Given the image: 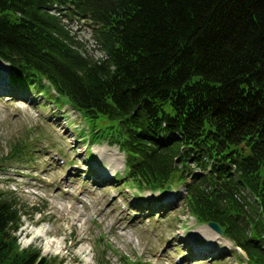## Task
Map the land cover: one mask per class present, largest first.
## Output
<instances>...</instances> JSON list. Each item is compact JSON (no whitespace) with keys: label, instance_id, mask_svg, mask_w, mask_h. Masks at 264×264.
I'll return each instance as SVG.
<instances>
[{"label":"trees","instance_id":"obj_1","mask_svg":"<svg viewBox=\"0 0 264 264\" xmlns=\"http://www.w3.org/2000/svg\"><path fill=\"white\" fill-rule=\"evenodd\" d=\"M66 17L92 24L100 57ZM0 59L116 145L138 192L183 186L194 219L264 264V0H0ZM21 226L0 191V264H62L20 247Z\"/></svg>","mask_w":264,"mask_h":264},{"label":"rangeland","instance_id":"obj_2","mask_svg":"<svg viewBox=\"0 0 264 264\" xmlns=\"http://www.w3.org/2000/svg\"><path fill=\"white\" fill-rule=\"evenodd\" d=\"M64 21L84 54L102 55L91 23ZM4 63L0 191L15 197L22 214L20 247L62 264H249L243 249L187 212L183 186L138 192L116 145L92 142L87 122L69 104L59 107L33 88L11 83ZM19 146L26 149L17 155ZM111 157L117 162L113 174ZM211 233L221 243L210 240Z\"/></svg>","mask_w":264,"mask_h":264},{"label":"bare ground","instance_id":"obj_3","mask_svg":"<svg viewBox=\"0 0 264 264\" xmlns=\"http://www.w3.org/2000/svg\"><path fill=\"white\" fill-rule=\"evenodd\" d=\"M4 66H7V65L0 59V67L3 68ZM114 153H116V152H114ZM114 160H115V157H113V158L111 157L110 160H109L110 161V164H109V167H108L109 174H113L115 169H116L115 167L117 166V164H116L117 162L114 161ZM104 172H107V170L104 171ZM109 174L107 173V175H109ZM208 238L210 240L214 241V242L221 243V242H219V239L221 237L220 236H216L213 233H211Z\"/></svg>","mask_w":264,"mask_h":264},{"label":"water","instance_id":"obj_4","mask_svg":"<svg viewBox=\"0 0 264 264\" xmlns=\"http://www.w3.org/2000/svg\"><path fill=\"white\" fill-rule=\"evenodd\" d=\"M169 189H171L170 185L167 186V190ZM207 225L211 227L214 231H216L219 235H222V229L217 223H215L214 221H208Z\"/></svg>","mask_w":264,"mask_h":264}]
</instances>
